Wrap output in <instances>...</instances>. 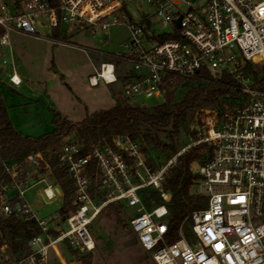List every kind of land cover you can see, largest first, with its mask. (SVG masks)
<instances>
[{
	"label": "built area",
	"instance_id": "obj_1",
	"mask_svg": "<svg viewBox=\"0 0 264 264\" xmlns=\"http://www.w3.org/2000/svg\"><path fill=\"white\" fill-rule=\"evenodd\" d=\"M130 2L0 0V55L6 56L10 48L11 32L61 43L52 39L53 33L125 25L129 37L124 51L113 57L130 63L136 72L125 76L127 98L165 102L169 92L185 95L197 84L222 86L237 97L201 108L193 125L195 136L163 167L150 165L145 143L129 136L90 149L74 134L66 136L56 154V168L67 171L75 189L74 209L65 218L58 213L40 219L27 199V192L41 182L46 183L48 200L63 199L59 184L47 175L37 179L41 162L52 175L42 154L6 164L0 219L35 221L42 233L32 239V252L19 261L1 246L2 263L50 264V252L59 261L71 251L92 253L96 243L89 226L107 205L120 203L135 209L129 227L156 264H264V0H145L151 11L142 10L139 22L127 12ZM162 36L169 38L160 40ZM3 64L11 65L9 81L20 86L13 62L4 58ZM248 66L259 75L248 73ZM223 76L231 83H221ZM118 81L112 61L102 62L89 76L92 87ZM199 145L206 146L207 158L192 164L191 171L200 177L207 206L192 212L170 241L174 231L164 181L177 158ZM149 190L162 199L152 209L144 200Z\"/></svg>",
	"mask_w": 264,
	"mask_h": 264
},
{
	"label": "rangeland",
	"instance_id": "obj_2",
	"mask_svg": "<svg viewBox=\"0 0 264 264\" xmlns=\"http://www.w3.org/2000/svg\"><path fill=\"white\" fill-rule=\"evenodd\" d=\"M131 1L126 5L127 12L135 22H139L141 11H151V7L147 5L145 0ZM191 1L196 2V0ZM63 36L66 40L70 39L69 43L53 47L52 44L49 45L42 40L37 42L35 39L10 33V41H12L10 43L15 46L17 52L21 43L35 45L32 47L34 48L32 54L27 55V60H31L29 64L19 59L17 61L18 66L21 62L25 63V66L29 65L27 67L33 72L34 82L29 84L25 82L23 86H1L3 91L11 97L9 100L11 108L9 107V109L17 131L34 138L51 133L54 130L53 119L56 110L63 112L68 120L79 122L87 114L113 107L117 101L128 102L133 106L148 107L162 103L157 98L136 97L129 99L123 92V86L126 82L124 77L136 73L130 63L113 57V55H118L124 51L123 43L129 37V31L125 25L114 26L105 31L97 30L96 32L88 29L67 34L66 30ZM44 56H47L50 65L54 64V67L52 66L50 69V74L45 73L46 69L43 68L42 57ZM4 58L9 60V54L0 55L2 74H5L6 70H11L10 64H3ZM105 61L115 63L117 76L120 77L118 83L107 85L101 82L97 87L90 86L89 76L93 75L95 70L99 69L101 63ZM182 141L185 146L191 140L184 136ZM201 146L203 145L192 147L188 152ZM202 153H206V149ZM146 158L150 165L157 168L166 165L172 157L168 152L160 151V153H148ZM45 172L37 179L47 175L53 181L52 177L48 175V171ZM45 186L46 183L41 182L26 194L33 211L38 214L40 219H49L51 216L60 213L64 203L61 196L51 201L48 200L43 192ZM191 193L202 195L199 181L192 186ZM135 213L134 208H127L121 214V222H118L112 214L107 212L100 214L89 226L96 243V250L75 260H82L83 264H156L151 253L146 252L141 247L136 235L129 227V221ZM52 257L50 252V264L54 263ZM66 260L67 263H72L74 257H69ZM74 264H77V261Z\"/></svg>",
	"mask_w": 264,
	"mask_h": 264
},
{
	"label": "trees",
	"instance_id": "obj_3",
	"mask_svg": "<svg viewBox=\"0 0 264 264\" xmlns=\"http://www.w3.org/2000/svg\"><path fill=\"white\" fill-rule=\"evenodd\" d=\"M160 40L169 38L162 36ZM55 42L69 43L65 37L55 32L52 35ZM248 73L255 77L259 72L248 66ZM207 76V75H206ZM221 83H231V79L223 76ZM264 88V79L261 81ZM178 96V98H177ZM180 96V97H179ZM227 88L212 85L197 84L191 87L187 94L176 95L169 92L165 102L151 106H133L128 102H117L109 109H101L87 114L79 122L68 120L58 111H54V130L39 138L25 136L17 131L8 114L5 106L1 85H0V183L7 179L5 173L6 164L22 163L32 154H42L45 161L52 169V180L59 184L63 191V207L60 214L63 218L74 209L75 189L73 182L68 178L67 171L57 169V152H59L63 139L68 135H75L82 140L87 149L94 145H110L112 139L117 136H129L133 140H140L145 143L143 151L148 153L168 152L174 157L184 146V136H195L193 125L196 121V114L201 108L215 106L226 98L232 99ZM206 149L203 145L192 149L177 158V163L172 165L164 181V190L169 193L167 203L169 209L170 225L174 236L170 241L177 238V230L183 221L194 211L204 209L207 206L205 195L191 193V188L199 181V175L191 171L193 163L201 164L206 158ZM45 162L40 163L39 172L44 175ZM144 200L149 209L162 203L159 192L149 190L144 195ZM126 208L120 203L107 205L103 212L112 214L118 222H121V214ZM185 231H190L188 223L184 225ZM42 231L35 221H24L19 218L7 220L0 219V247L5 246L4 252L14 261H19L32 252L31 241L34 237L41 235ZM74 259L81 258L79 252L71 251ZM77 260V264H82ZM0 264H3L0 259Z\"/></svg>",
	"mask_w": 264,
	"mask_h": 264
},
{
	"label": "crops",
	"instance_id": "obj_4",
	"mask_svg": "<svg viewBox=\"0 0 264 264\" xmlns=\"http://www.w3.org/2000/svg\"><path fill=\"white\" fill-rule=\"evenodd\" d=\"M12 34H17V35L23 36V37H29L30 39H33V40L35 39L37 42H39V41L42 40V41H45L49 45L52 44L53 47L54 46H57L59 44H64V43H54L52 40H50V39H48L46 37H44V38H36L34 36H31V35L21 34V33H17V32H12ZM69 37H71V36L69 35ZM68 41H70V39ZM10 42L12 43V41H10ZM11 43H10V48L5 49V52L9 54V60L13 62L14 66H15V70H16L18 76L22 80V83H21L20 86H23L25 82H27L28 84L29 83H33L34 82L33 81V72H32L31 69H29V67H27V65L30 63L31 60H27V55H29V53L32 54V52L34 50V48H32V47H34L35 45H33V44L26 45V44L20 42L21 44H20L19 50L17 52L15 50V46H13ZM42 58H43V62L42 63L44 65L43 68L46 69V72L45 73L50 74V69H52V66L54 67V64L53 65H50V63H49V61L47 59V56H44ZM18 59L19 60H22V62H25L26 61V63L28 62V64L25 66V63H22L21 62L20 63V66H18L17 65ZM1 72H2V70L0 71V85L1 86L3 85L5 87L6 86L7 87H14V85L9 81V75L12 73V68H11V70H6L5 71V74H2ZM55 72L57 73V70H55ZM55 75H54V77H55ZM1 91H2L3 100H4L5 106L7 108V111H8L9 117H10V120H11V122L13 124V121H12V118H11V114H10L11 112H10V109H9V107L11 108V106H10L11 103L9 101V100H11V97L3 91V88L2 87H1ZM116 103L114 105H116ZM58 112L62 115V117H65V118L68 119V117L63 112H61L59 110H58ZM13 126L16 129V127H15L14 124H13ZM52 255H53L52 258H53V261H54L53 264H74L77 261V260L74 259V262L67 263V260L66 259L69 258V257L70 258L72 257V255H70V254H65V256L61 258V261L57 260L54 254H52ZM85 259H86V257H85ZM81 263L83 264V261Z\"/></svg>",
	"mask_w": 264,
	"mask_h": 264
},
{
	"label": "water",
	"instance_id": "obj_5",
	"mask_svg": "<svg viewBox=\"0 0 264 264\" xmlns=\"http://www.w3.org/2000/svg\"><path fill=\"white\" fill-rule=\"evenodd\" d=\"M177 25H178V26L180 25V21L177 22Z\"/></svg>",
	"mask_w": 264,
	"mask_h": 264
}]
</instances>
